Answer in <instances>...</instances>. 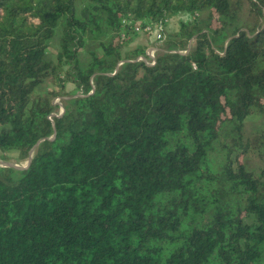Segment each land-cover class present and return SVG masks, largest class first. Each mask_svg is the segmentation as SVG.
Segmentation results:
<instances>
[{"label":"trees","instance_id":"obj_1","mask_svg":"<svg viewBox=\"0 0 264 264\" xmlns=\"http://www.w3.org/2000/svg\"><path fill=\"white\" fill-rule=\"evenodd\" d=\"M31 149L0 264H264V0H0V159Z\"/></svg>","mask_w":264,"mask_h":264},{"label":"rangeland","instance_id":"obj_2","mask_svg":"<svg viewBox=\"0 0 264 264\" xmlns=\"http://www.w3.org/2000/svg\"><path fill=\"white\" fill-rule=\"evenodd\" d=\"M186 18V15L183 14V15H179V16H176L174 18H170L167 20L166 22V25H165V31L167 32H171V31H174L177 29L178 27V20L179 19H185ZM156 32V31H155ZM154 34V33H153ZM157 41H155L153 39V36L150 35V34H133V36L131 37V40L130 42L127 44L126 48H131V47H134V46H137V45H140V46H144V49L146 47H153V48H158V49H161V47L159 45H157ZM190 45L193 44V41L191 40L189 42ZM58 50V39L57 37H53L51 38L50 40V44L48 46V52L46 54V56L48 58H51L53 59L55 57V53L57 52ZM46 86H45V83L44 84H41V85H37L34 89V92H42V90H45ZM56 100V99H55ZM250 123H253L252 121H249V123L247 124V128L250 129ZM262 124V122H260ZM1 161H3L2 159H0ZM248 160H252L251 157L248 158ZM9 163L11 164H15V165H18V166H23L24 165V162H19V161H16V159H11V161L9 160L8 161ZM2 164L0 163V166Z\"/></svg>","mask_w":264,"mask_h":264},{"label":"built area","instance_id":"obj_3","mask_svg":"<svg viewBox=\"0 0 264 264\" xmlns=\"http://www.w3.org/2000/svg\"><path fill=\"white\" fill-rule=\"evenodd\" d=\"M134 30L135 31H140L141 30V26H139V25H135L134 26ZM145 32H149V33H155V36H156V38H160L161 37V33L160 32H155L156 30L155 29H153V26L151 25V24H146L145 26H144V29H143ZM154 51H155V48H153V47H148V48H146V54L149 56V57H153V53H154ZM180 52H184V51H180ZM154 63V61L153 60H151L150 62H149V64L151 65V64H153ZM55 107H56V105H57V111L59 112V113H62L63 111H64V106H63V104L58 100V99H54V101H53V103H52Z\"/></svg>","mask_w":264,"mask_h":264},{"label":"water","instance_id":"obj_4","mask_svg":"<svg viewBox=\"0 0 264 264\" xmlns=\"http://www.w3.org/2000/svg\"><path fill=\"white\" fill-rule=\"evenodd\" d=\"M31 152H32V149H31L30 152H29V156H28V158H27V160H26V165H24L23 167L18 166V165H15V164H11V163H9V162L1 161V160H0V163H1L2 165L11 166V167L16 168V169L26 168L27 165H28L29 162H30Z\"/></svg>","mask_w":264,"mask_h":264}]
</instances>
